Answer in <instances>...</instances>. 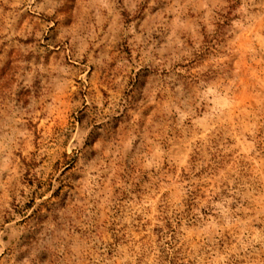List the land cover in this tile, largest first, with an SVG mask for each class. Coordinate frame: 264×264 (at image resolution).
<instances>
[{"label":"rangeland","instance_id":"374dc122","mask_svg":"<svg viewBox=\"0 0 264 264\" xmlns=\"http://www.w3.org/2000/svg\"><path fill=\"white\" fill-rule=\"evenodd\" d=\"M0 264H264V0H0Z\"/></svg>","mask_w":264,"mask_h":264}]
</instances>
